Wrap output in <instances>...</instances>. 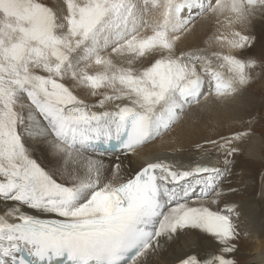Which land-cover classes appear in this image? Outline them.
Listing matches in <instances>:
<instances>
[{
    "label": "snow or ice",
    "instance_id": "obj_1",
    "mask_svg": "<svg viewBox=\"0 0 264 264\" xmlns=\"http://www.w3.org/2000/svg\"><path fill=\"white\" fill-rule=\"evenodd\" d=\"M257 13L264 0H0V264H149L186 230L217 250L174 264H237L221 184L248 132L206 141L223 168L124 161L264 70L233 54ZM197 21L211 35L179 47Z\"/></svg>",
    "mask_w": 264,
    "mask_h": 264
},
{
    "label": "bare ground",
    "instance_id": "obj_2",
    "mask_svg": "<svg viewBox=\"0 0 264 264\" xmlns=\"http://www.w3.org/2000/svg\"><path fill=\"white\" fill-rule=\"evenodd\" d=\"M209 25L211 24L206 21H199L196 23L191 32L182 36L179 41V47L191 49L196 46H203V42L207 39L204 31ZM242 30L254 36L256 38L255 43L251 47H246L243 50H233V54L238 51L236 55L240 58L244 56L250 57L249 55L260 48L259 54L264 55V14L257 13L250 23ZM202 34L204 37H202ZM234 97L236 99L238 98L236 96ZM229 100H233V98ZM221 102L223 104L225 101L209 98L206 106L192 110L167 135L140 149L136 156L126 159L124 161L125 167L135 169L145 160L163 158L172 161L178 167L182 168L192 166L196 163L210 164L223 168L224 154L212 145L206 143L209 139H215V134L207 138L206 132L202 133L201 136V133L199 134L198 131L201 137L197 138L196 134L194 135V133H197L196 122H200L199 120L203 122L206 118H211L212 116H214L212 118H218V116H220L219 113L221 111H219V108L223 109V105L221 106L220 104ZM230 105H227V107H230ZM201 116H203L202 119ZM228 116L226 115L225 117L227 118ZM200 126L203 127L202 125ZM219 135H221V133ZM237 143H239V141ZM261 143V136L256 133H251L247 135V140L243 139L242 142L237 144L239 148L237 155L243 158H253L260 161L262 159ZM198 145L202 147H197ZM37 155L41 157L45 164L49 163L48 158L42 151L38 150ZM235 157L237 158L236 155ZM111 159H115V157L105 158V163H108ZM230 161L231 163L227 170L222 173L223 182L221 187L224 191V195L221 200V207L235 205V223L238 231L242 232V235L246 237L241 243V246L246 248L244 250L242 249V252L236 251L229 255L234 254L235 256L236 254V257H242L243 255L247 256V260H245L246 264H264V184H261V181L255 178L250 169L244 167L245 165L242 166L241 172L243 176L247 177V181L241 185L243 197L237 198V192L233 189L229 190L228 186L225 184L235 166L238 165L237 159ZM252 242L255 243L254 249L252 247ZM216 250L217 244L209 235L199 230H186L185 232L178 233L163 249L150 256L149 264H174L177 258L182 256L185 252L196 251L201 256H204L205 253H212Z\"/></svg>",
    "mask_w": 264,
    "mask_h": 264
},
{
    "label": "rangeland",
    "instance_id": "obj_3",
    "mask_svg": "<svg viewBox=\"0 0 264 264\" xmlns=\"http://www.w3.org/2000/svg\"><path fill=\"white\" fill-rule=\"evenodd\" d=\"M47 3L49 4V6L55 7L57 6L58 3L62 4L63 0H47ZM198 22L199 21H197L196 23ZM204 33H206V37L208 38V36H210L212 33V25H209L205 29ZM202 37H204L203 34H202ZM259 51H260V48H258V50H256L254 53L249 55L250 57L244 56L243 58H254V59H257L258 61H264V55L259 54ZM237 52L234 54H238ZM241 92L235 95L236 97H238L237 99L235 97H232L233 100L228 99L223 104L222 102L220 103L221 106L223 105L222 106L223 109L219 108V111L221 112L219 113L220 116H218V118L215 117L216 118L215 119V118H212L214 117L212 116L211 118H206L203 122H201L202 120H199L200 122H196L197 123L196 124L197 133H194V135L196 134L197 138L201 137L202 133H205V132L207 133V138L215 134L216 137L213 135L215 139H219L221 135L230 136L234 132H248L249 134L256 133L261 136L262 159L260 161L253 159V158L247 159V158H243L242 156L240 157L237 155L238 152H236L232 157L229 158L230 160H233V161L237 159L238 165L235 166L233 172L231 173L230 177L227 179L225 184L228 186L229 190L233 189L235 192H237V198L243 197L242 192H241L243 189L241 188V185L247 181L246 179L247 177L243 176V173L241 172L243 168L242 166L245 165L244 167H247L248 169H250L252 171V174H254L255 178H258L261 181L260 183L264 184V70H262L260 67H257L255 69L252 81ZM227 105H230V107L229 106L227 107ZM228 108H229V111H228ZM230 110L234 113H232ZM226 115L227 116L230 115V116L226 118L225 117ZM203 116H201V119ZM200 125H202L203 127H201ZM198 131H199V134L201 133L200 134L201 136L198 134ZM220 133L221 135H219ZM243 139L247 140V136L244 137ZM243 139L240 140L239 143L242 142ZM237 142L236 144H239ZM235 155L237 156V158L235 157ZM243 239H246V237L242 235V232H239V236L237 240L235 241V244L237 246V250H236L237 252H242L246 248L244 246L243 247L241 246L242 245L241 243L244 241ZM252 245L254 249L255 243L252 242ZM230 256L236 260L237 264H246L245 260H247V256L241 255L242 257H236L237 256L236 254L235 256L234 254Z\"/></svg>",
    "mask_w": 264,
    "mask_h": 264
}]
</instances>
